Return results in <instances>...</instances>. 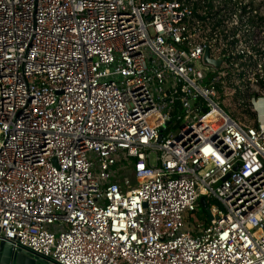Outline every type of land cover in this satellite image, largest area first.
<instances>
[{
	"label": "built area",
	"instance_id": "built-area-1",
	"mask_svg": "<svg viewBox=\"0 0 264 264\" xmlns=\"http://www.w3.org/2000/svg\"><path fill=\"white\" fill-rule=\"evenodd\" d=\"M227 80L255 124L222 108ZM2 242L264 264V0H0Z\"/></svg>",
	"mask_w": 264,
	"mask_h": 264
},
{
	"label": "trees",
	"instance_id": "trees-1",
	"mask_svg": "<svg viewBox=\"0 0 264 264\" xmlns=\"http://www.w3.org/2000/svg\"><path fill=\"white\" fill-rule=\"evenodd\" d=\"M232 85L235 87L234 91H231ZM225 90L231 92V95H223ZM217 91L222 108L230 116L247 124H255L256 114L246 106L250 95L243 88L227 80L223 86L221 84L217 85Z\"/></svg>",
	"mask_w": 264,
	"mask_h": 264
},
{
	"label": "water",
	"instance_id": "water-1",
	"mask_svg": "<svg viewBox=\"0 0 264 264\" xmlns=\"http://www.w3.org/2000/svg\"><path fill=\"white\" fill-rule=\"evenodd\" d=\"M204 58L208 62H212L216 66L219 60L208 59V51L205 50ZM202 206H204L203 198H200ZM207 218L210 219V214L207 213ZM0 264H50L39 256L33 255L25 250H13L8 243H0Z\"/></svg>",
	"mask_w": 264,
	"mask_h": 264
},
{
	"label": "rangeland",
	"instance_id": "rangeland-1",
	"mask_svg": "<svg viewBox=\"0 0 264 264\" xmlns=\"http://www.w3.org/2000/svg\"><path fill=\"white\" fill-rule=\"evenodd\" d=\"M178 130V126H176L174 129H173V132H176ZM210 202V201H208ZM211 203V202H210ZM206 218V210L204 207H201L200 206V211H198L193 217H192V220L194 222H197L199 219H204Z\"/></svg>",
	"mask_w": 264,
	"mask_h": 264
}]
</instances>
